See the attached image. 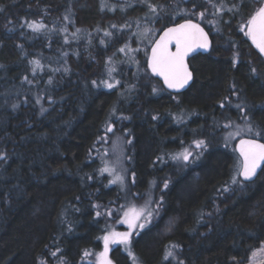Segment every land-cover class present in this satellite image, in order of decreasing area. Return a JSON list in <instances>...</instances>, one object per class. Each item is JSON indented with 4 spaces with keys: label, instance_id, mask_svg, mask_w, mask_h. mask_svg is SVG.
<instances>
[{
    "label": "trees",
    "instance_id": "trees-1",
    "mask_svg": "<svg viewBox=\"0 0 264 264\" xmlns=\"http://www.w3.org/2000/svg\"><path fill=\"white\" fill-rule=\"evenodd\" d=\"M262 6L0 0V264H100L111 214L128 199L122 188L144 194L167 181L148 227L131 239L133 255L110 249L112 263L248 264L264 246V168L253 183H232L240 158L227 136L242 130L264 142V59L246 34ZM186 20L213 47L191 59L194 83L176 95L149 69L150 37ZM145 29L151 36L141 38ZM108 128L132 141L125 185L103 171ZM183 149L195 166H174Z\"/></svg>",
    "mask_w": 264,
    "mask_h": 264
},
{
    "label": "snow or ice",
    "instance_id": "snow-or-ice-1",
    "mask_svg": "<svg viewBox=\"0 0 264 264\" xmlns=\"http://www.w3.org/2000/svg\"><path fill=\"white\" fill-rule=\"evenodd\" d=\"M216 7V5H213ZM222 7V5H221ZM236 6L233 5L232 8H229V11H232ZM150 11L155 12L156 7L149 5ZM2 11V9H0ZM200 17L203 18L204 13H199ZM34 31H39L43 25L32 22L28 25ZM247 35L251 38L252 43L259 49L261 53H264V6L260 7L254 15L247 21ZM149 31L145 29V32ZM108 34V33H106ZM171 45H175V50H171ZM209 47V41L207 34L204 30L198 25L193 24L191 21L181 24L175 28H169L165 31L163 37L155 43V46L152 48L151 58H150V67L157 76L163 78L164 83L168 88L173 89H182L188 82L192 79V73L188 69L186 63V57L193 52L196 48L207 49ZM121 52L124 49H120ZM34 63L39 67V61H34ZM255 72V69L252 70ZM95 83V81L93 82ZM113 85L107 84V87L111 88ZM155 91V89H154ZM239 107V105H237ZM108 131H112L111 128H108ZM249 133L253 132V129L249 127L247 129ZM237 131L235 135H238ZM259 135V133H255ZM230 134V137L231 138ZM130 142V141H129ZM196 147L200 148L205 146L203 141H195ZM240 161L237 166L236 175L232 178V183H237V177H242L243 180H251L252 177L256 175L257 169L264 164V143H259L254 139H241L239 145ZM192 155L187 149L184 152L179 153L174 159H182L188 161ZM0 159H3L0 156ZM103 171H114V169L105 168ZM119 181H123L122 176L116 178ZM116 182V181H113ZM167 188V184L164 185ZM110 214V213H109ZM152 210L149 203H146L141 208H136L135 206L129 207L124 212V219L122 223H127L130 231L128 232H115L110 231L104 237V251L100 253V264H112V261L108 258L109 244H123L127 248L131 243L132 231L134 229H143L145 223L150 222L152 217ZM99 215V213H97ZM141 219L145 223H139ZM131 255V253H129ZM88 253L85 252V256ZM173 255L169 251L168 256ZM135 261L136 258L133 257Z\"/></svg>",
    "mask_w": 264,
    "mask_h": 264
},
{
    "label": "rangeland",
    "instance_id": "rangeland-1",
    "mask_svg": "<svg viewBox=\"0 0 264 264\" xmlns=\"http://www.w3.org/2000/svg\"><path fill=\"white\" fill-rule=\"evenodd\" d=\"M248 30V29H247ZM145 32V30L143 31ZM144 35V37H142ZM146 36H151L150 32L147 31L146 33L141 35V38H145ZM151 40V45L154 43L155 41V36H151L150 37ZM132 39V38H131ZM138 50V49H137ZM135 49L130 50L132 51V54L135 55L136 51ZM132 55V56H133ZM148 59V58H147ZM137 64V63H135ZM136 67V66H135ZM179 117V115H176L175 118ZM244 130L246 132H248L245 128ZM239 132L238 135H235L236 132ZM237 131H233V135L227 136L228 140H231L233 142H238V140L242 137V135H240V133H242V130H237ZM111 134H113L112 140L110 141V147H109V153L107 154L105 151V157H106V161H104V167L103 169H105L106 167L109 169H114V171H104V173L107 175V177L109 178V182L113 185L116 184H120V185H125L127 178L131 177V172H129V164L130 161L127 157L128 151L129 149H131V145H132V141L129 140V138L127 136H123V135H119L118 133H116L115 128H112ZM126 135V134H125ZM130 141V142H129ZM185 149L172 154V162L174 164V166H176V168H187V167H193L195 166L194 164V159L192 157V155L190 156L188 161H184L182 159H174V157H176L179 153L184 152ZM188 150V149H187ZM178 170V169H176ZM180 171V170H178ZM118 176H122L123 177V181H119L116 178ZM239 179V177H237ZM116 181V182H113ZM167 188L164 187V185L162 186L161 190H159L158 185L155 184L152 187H150V189H148V191L144 194H135V195H129V189L127 187L122 188V190L125 192V194L128 196V201H124V203L122 202L119 205V208L117 210L114 211V213H112V217L113 219H115V227H113L111 229V231H115V232H128L130 231L128 224L127 223H122L121 221L124 219V212L132 206H135L136 208H141L143 207L146 203H149L151 206V210H152V215H154L156 213V210H158V207L160 205L162 196L161 193L165 192L168 189V184L169 182L167 181ZM193 188V185H187L184 188L185 190H190ZM152 218V217H151ZM150 218V219H151ZM139 223H145L143 219H141V221H139ZM150 222L145 223V227L143 229H134L131 230L132 231V237H135L139 234V232L145 230ZM131 245L132 242L130 243V245L126 248L125 245L123 244H109V250L116 248V247H120L122 250L131 253V255H133L132 253V249H131ZM100 262V261H99ZM113 264V263H112ZM248 264H264V246L255 250L250 257V261Z\"/></svg>",
    "mask_w": 264,
    "mask_h": 264
},
{
    "label": "water",
    "instance_id": "water-1",
    "mask_svg": "<svg viewBox=\"0 0 264 264\" xmlns=\"http://www.w3.org/2000/svg\"><path fill=\"white\" fill-rule=\"evenodd\" d=\"M188 21H191V23H193V24H198V25L204 30V32L207 34V38H208V41H209V47H208L207 49L196 48L193 52H191V53L186 57V63H187V65H188V69H189V71L192 73V79L188 82V84L185 85L184 88L179 89V90H177V89H173V88H168V86L164 83L163 78L160 77V76H157L155 73H153V71H152V69H151V67H150V58H151L152 48L155 46V43H156L157 41H159V40L161 39V37H163L165 31H167L169 28H175V27H177V26H179V25H181V24H185V23L188 22ZM249 40H250V42L252 43V40H251L250 37H249ZM252 44H253V43H252ZM253 45H254V44H253ZM254 46H255V45H254ZM170 47H171V50H172V51L175 50V45H171ZM212 47H213V40H212L210 34H209V33L207 32V30H206L202 25H200L199 23H197V22H195V21H192V20H186V21H182V22H180V23H177V24L171 25V26L167 27L166 29H164V30L159 34V36L157 37V39L155 40V42H154L153 45L151 46L150 54H149V59H148V64H149L150 71H151L152 75H153L156 79H158V80L163 84V86L166 88V90H168L169 92H171V93H173V94H182V93L186 92V91L192 86V84L194 83V79H195V77H194V73H193V71L191 70L190 60H191L193 57H195V56H197V55H199V54H204V55H205V54H209V53L211 52V50H212ZM255 47H256V46H255ZM256 49L258 50L260 56L264 59V53H261V52L259 51L258 48H256ZM241 139H245V140H248V139H254V140L258 141L259 143H264L263 141H261V140H259V139H257V138L244 137V138H241ZM241 139H239L238 142H237V144H236V152H237V154H238L239 157H240V153H239V145H240V141H241ZM263 168H264V164H261V166L257 169L256 175H255L254 177H252L251 180H247V181H246V180H243L242 177H240V179H241L244 183H253V182H255V181L257 180V178L259 177V175H260L261 171L263 170Z\"/></svg>",
    "mask_w": 264,
    "mask_h": 264
},
{
    "label": "flooded vegetation",
    "instance_id": "flooded-vegetation-1",
    "mask_svg": "<svg viewBox=\"0 0 264 264\" xmlns=\"http://www.w3.org/2000/svg\"><path fill=\"white\" fill-rule=\"evenodd\" d=\"M191 61L192 60H190V66H191V70L193 71V73H194V77H195V72H194V70L192 69V64H191ZM148 66H149V64H148ZM150 69V68H149ZM165 88V87H164ZM166 89V88H165ZM168 91V90H167ZM171 93V92H170ZM173 94V93H172ZM176 95H180V94H176ZM237 144V143H236ZM235 149H236V145H235ZM240 158V157H239ZM197 175H199V173H197ZM131 239V238H130Z\"/></svg>",
    "mask_w": 264,
    "mask_h": 264
},
{
    "label": "bare ground",
    "instance_id": "bare-ground-1",
    "mask_svg": "<svg viewBox=\"0 0 264 264\" xmlns=\"http://www.w3.org/2000/svg\"><path fill=\"white\" fill-rule=\"evenodd\" d=\"M245 137V136H244Z\"/></svg>",
    "mask_w": 264,
    "mask_h": 264
}]
</instances>
